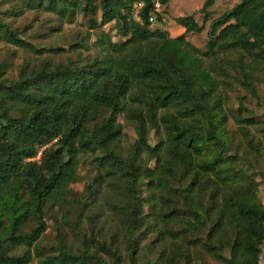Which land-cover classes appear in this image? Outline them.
<instances>
[{"label": "trees", "instance_id": "trees-1", "mask_svg": "<svg viewBox=\"0 0 264 264\" xmlns=\"http://www.w3.org/2000/svg\"><path fill=\"white\" fill-rule=\"evenodd\" d=\"M156 1L165 12L168 0L22 1L60 21L82 15L90 31L113 23L121 41L96 33L99 54L92 60L43 59L35 68L24 64L15 79L4 78L7 65H0V264H35L33 255L37 264H108L104 257L122 263L117 237L107 244L83 236L77 253L62 240L57 255L40 246L44 215L70 201L82 157L96 153L97 173L115 194L112 209L129 264L149 235L153 264H205V258L258 264L264 173L246 155L264 158V117L242 105L232 115L221 95L236 72L256 96L252 79L264 70V0H239L212 20L203 51L184 38L203 31L194 15L174 19L184 30L174 39L166 31L131 35L151 26ZM214 2L205 0L199 10L204 21ZM0 40L39 54L2 21ZM120 116L136 134L126 150ZM94 188L87 185L88 197Z\"/></svg>", "mask_w": 264, "mask_h": 264}, {"label": "rangeland", "instance_id": "rangeland-1", "mask_svg": "<svg viewBox=\"0 0 264 264\" xmlns=\"http://www.w3.org/2000/svg\"><path fill=\"white\" fill-rule=\"evenodd\" d=\"M25 0H0V21L8 24L10 29L16 32L17 37L38 50L39 54H34L30 50L18 47L11 42L0 40V65L5 69L4 78L15 79L24 64L30 67H37L43 59H48L54 64H66L67 62L90 61L99 54V50L93 43L96 41V33L103 32L113 43H119L121 38L114 30V24H108L102 30L90 31L86 20L82 15L77 14L72 18L60 21L54 12L37 9L35 6H26ZM205 0H168L166 11L161 12V21L156 17L147 30L135 29L133 36H148L158 31H166L170 38L174 39L184 35V30L174 23L177 17L194 15L195 21L203 26L201 33L185 34L184 38L194 47L204 50L206 44V33L212 20L218 18L225 12L231 10L239 0H215L213 6L209 8V19L204 21L203 14L199 12ZM33 7V8H32ZM138 7L134 9V15ZM16 12V14H15ZM43 49L56 51L47 52ZM208 68H213V64H206ZM234 78L229 79L230 87L225 88L221 95L223 105L232 115L240 105L252 110L254 114L264 117V70L258 71L252 79L256 96L244 85L240 84L242 76L238 73H231ZM220 80V78H219ZM119 123L123 125V143L126 150L136 141V134L132 126L126 123L120 116ZM228 129L235 132L236 125L232 119H228ZM257 139L262 141V134L255 133ZM157 138L153 132L149 135V143L155 145ZM264 143V142H263ZM40 154L36 159H39ZM94 155H84L78 168L79 181L70 186V201L63 205L50 207L43 220L46 229L40 238V246L44 248V254L57 255L56 249L59 240L63 241L65 247L74 253L81 249V239L83 236L89 238L95 236L107 244L117 237L119 253L122 257L121 264H129L126 257V247L121 241L119 234L120 224L114 215L112 202L115 194L106 185L103 173H97V169L92 162ZM251 161L256 171L264 173V158L260 159L254 153L246 155ZM100 179L101 182H100ZM256 179L259 181V177ZM95 184V192L88 197L86 194L87 185ZM259 197L264 202V181L259 185ZM86 204V206H83ZM80 215V216H79ZM79 218V220H75ZM33 226L30 223L26 230ZM153 235H149L145 242L140 245V252L136 258V264H153L157 258V251H154ZM155 245V243H154ZM169 243L165 247L169 248ZM116 246V244H115ZM108 264L111 261L104 257ZM33 261L37 264V258L33 255ZM205 264H218L210 258H205Z\"/></svg>", "mask_w": 264, "mask_h": 264}, {"label": "built area", "instance_id": "built-area-1", "mask_svg": "<svg viewBox=\"0 0 264 264\" xmlns=\"http://www.w3.org/2000/svg\"><path fill=\"white\" fill-rule=\"evenodd\" d=\"M135 7L136 8L140 7V5L135 6ZM160 14H161V6H160L159 2L156 1L154 3V12H153L152 16L149 19L151 21V23L154 20V18L156 17V15H160ZM260 249H261V251H260V254H259V262H258V264H264L263 263V259H264V243H262Z\"/></svg>", "mask_w": 264, "mask_h": 264}, {"label": "crops", "instance_id": "crops-1", "mask_svg": "<svg viewBox=\"0 0 264 264\" xmlns=\"http://www.w3.org/2000/svg\"><path fill=\"white\" fill-rule=\"evenodd\" d=\"M263 263H264V259H263Z\"/></svg>", "mask_w": 264, "mask_h": 264}]
</instances>
